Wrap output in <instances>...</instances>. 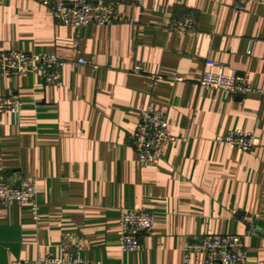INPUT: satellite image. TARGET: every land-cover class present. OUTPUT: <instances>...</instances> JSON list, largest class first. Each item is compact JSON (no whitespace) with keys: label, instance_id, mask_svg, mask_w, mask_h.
Returning a JSON list of instances; mask_svg holds the SVG:
<instances>
[{"label":"crops","instance_id":"0c3cea01","mask_svg":"<svg viewBox=\"0 0 264 264\" xmlns=\"http://www.w3.org/2000/svg\"><path fill=\"white\" fill-rule=\"evenodd\" d=\"M235 1L145 0L121 7L135 25L76 30L33 0H0V52L66 61L59 86L38 73L0 76V98L24 103L0 116V178L34 180L40 207L36 221L30 205L0 206V264L60 258L65 237L84 261L183 264L209 235L241 236L249 264L264 261V97L200 86L212 60L264 91V0L243 12ZM185 18L195 34L170 30ZM78 58L92 65H74ZM136 62L146 75L133 72ZM148 107L166 112L175 140L160 165L143 168L131 140ZM232 131L252 133L256 149L224 144ZM123 209L155 218L134 254L120 248ZM191 261L204 256L192 251Z\"/></svg>","mask_w":264,"mask_h":264},{"label":"built area","instance_id":"2783aa9c","mask_svg":"<svg viewBox=\"0 0 264 264\" xmlns=\"http://www.w3.org/2000/svg\"><path fill=\"white\" fill-rule=\"evenodd\" d=\"M47 7L56 23L82 30L90 25L115 26L122 24L135 25L136 20L126 16L121 7H142L145 0H33ZM253 0H236L235 8L243 12ZM170 30L179 34H195L196 21L192 18L175 20ZM78 66L92 65L78 58L74 63ZM66 61L49 54H31L25 51L8 50L0 52V76L15 77L29 73H38L48 86H59L61 83V68ZM133 72L146 75V69L136 62ZM155 81V78H153ZM200 86L211 91H222L228 95L240 96L261 94L247 84L234 70L218 66L209 60L205 64ZM24 109V103L19 96L10 94L0 98V116L19 114ZM168 130L165 111L148 107L142 114L132 137L131 143L143 168L156 167L164 158L165 147L174 141ZM222 142L243 152L250 153L256 149L252 133L232 131ZM38 190L34 180H22L17 186H12L0 178V206L12 204L30 205L36 221L40 220V207L37 202ZM250 235H256L254 222H249ZM155 226L154 214L148 210L120 211V248L125 253H137L141 249L142 238L151 235ZM204 256L203 264H249L248 251L244 238L233 235H209L201 238L198 245L188 248L183 264H192V251ZM61 257L40 258L36 262H18L16 264H103L102 262L84 261L81 252L69 237L63 238L60 244ZM256 264H264L258 261Z\"/></svg>","mask_w":264,"mask_h":264}]
</instances>
